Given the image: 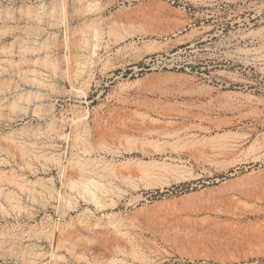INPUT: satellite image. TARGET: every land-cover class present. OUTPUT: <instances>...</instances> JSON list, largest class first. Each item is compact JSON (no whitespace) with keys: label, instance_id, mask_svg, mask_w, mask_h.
Returning a JSON list of instances; mask_svg holds the SVG:
<instances>
[{"label":"rangeland","instance_id":"1","mask_svg":"<svg viewBox=\"0 0 264 264\" xmlns=\"http://www.w3.org/2000/svg\"><path fill=\"white\" fill-rule=\"evenodd\" d=\"M262 37L264 0H0V264H264Z\"/></svg>","mask_w":264,"mask_h":264},{"label":"bare ground","instance_id":"2","mask_svg":"<svg viewBox=\"0 0 264 264\" xmlns=\"http://www.w3.org/2000/svg\"><path fill=\"white\" fill-rule=\"evenodd\" d=\"M261 41H262V44H263V47H264V37H262L261 38ZM94 46H97V45H94ZM254 62V61H253ZM263 65V64H262ZM264 66V65H263ZM261 71H262V73H264V67H261V69H260ZM218 154V153H217ZM220 154V153H219ZM83 174V173H82ZM84 175V174H83ZM84 177V176H83ZM85 178V177H84ZM62 242V244H65L64 242L65 241H61Z\"/></svg>","mask_w":264,"mask_h":264}]
</instances>
